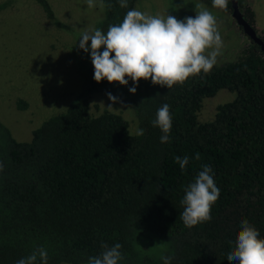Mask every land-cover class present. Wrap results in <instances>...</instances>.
I'll list each match as a JSON object with an SVG mask.
<instances>
[{
	"label": "trees",
	"instance_id": "1",
	"mask_svg": "<svg viewBox=\"0 0 264 264\" xmlns=\"http://www.w3.org/2000/svg\"><path fill=\"white\" fill-rule=\"evenodd\" d=\"M54 17L48 0H36ZM98 29L119 24L138 0H102ZM212 6V0H203ZM8 6L0 4V10ZM246 20L256 27L252 4L240 0ZM244 7V8H243ZM232 12V0L227 10ZM191 15H186L189 17ZM193 17V16H191ZM103 51V49H101ZM94 80L66 111L47 119L31 140L19 141L0 119V264H17L43 247L47 264H87L101 244L122 245L119 264H235V248L246 219L264 238V52L251 41L232 61L172 88L140 80L133 87ZM221 89L235 97L220 104L214 119L201 121L205 98ZM111 93L132 109L137 131L120 113H93L91 97ZM170 106L169 141L153 126L157 110ZM27 103L19 99L18 107ZM199 153L200 158L195 159ZM189 157L182 171L176 157ZM209 165L218 200L212 219L192 228L180 213L185 189ZM36 264H42L37 258Z\"/></svg>",
	"mask_w": 264,
	"mask_h": 264
},
{
	"label": "rangeland",
	"instance_id": "2",
	"mask_svg": "<svg viewBox=\"0 0 264 264\" xmlns=\"http://www.w3.org/2000/svg\"><path fill=\"white\" fill-rule=\"evenodd\" d=\"M54 17H49L36 0H0L8 6L0 10V119L19 141H29L33 131L50 117L67 110L88 83L92 64L89 53L79 48L83 31L98 29L105 6L95 0L89 8L86 0H48ZM245 1V0H243ZM216 17L223 39L217 63L235 60L251 40L232 15L203 0H138L134 9L150 15H173L183 20L195 17V5ZM256 14V28L264 35V0H249ZM235 93L221 89L205 98L199 112L201 121L214 119L220 104L231 101ZM27 103L18 107V100ZM111 106L112 108H110ZM91 110H110L122 114L137 131L132 109L113 103L103 93L91 97Z\"/></svg>",
	"mask_w": 264,
	"mask_h": 264
},
{
	"label": "clouds",
	"instance_id": "3",
	"mask_svg": "<svg viewBox=\"0 0 264 264\" xmlns=\"http://www.w3.org/2000/svg\"><path fill=\"white\" fill-rule=\"evenodd\" d=\"M122 8L127 0H119ZM229 0H212V6L227 10ZM89 8L96 6L95 0H86ZM195 5V17L177 19L173 15H150L137 9L129 10L119 24L110 25L107 32L99 29L83 31L79 48L89 53L94 67V80L100 83H118L126 86L129 80L133 87L129 92L135 94L140 80H151L153 85L172 88L183 84L188 78L211 71L223 47V39L217 27L216 17L207 9ZM103 49V51H101ZM113 103L119 98L107 94ZM112 108L111 106H109ZM153 126L159 127L163 135L161 143L169 141L172 128L170 106L163 104L157 110ZM143 129L137 131L138 136ZM199 153L195 159H199ZM176 163L183 171L189 157H176ZM3 164L0 163V170ZM220 189L216 186L212 169L203 165L195 181L185 189L181 200L184 210L180 219L188 228L212 219V205L218 200ZM241 230L235 240V248L227 254V260L235 264H264V238L246 219L241 220ZM120 243L109 247L101 244L98 256L88 259L87 264H119L123 259ZM47 264L48 253L40 247L31 255L20 259L17 264H36L37 258ZM163 264H171L172 257H162Z\"/></svg>",
	"mask_w": 264,
	"mask_h": 264
},
{
	"label": "water",
	"instance_id": "4",
	"mask_svg": "<svg viewBox=\"0 0 264 264\" xmlns=\"http://www.w3.org/2000/svg\"><path fill=\"white\" fill-rule=\"evenodd\" d=\"M232 8V15L237 20V23L243 27L245 33L250 36L254 42L260 45L264 52V39L258 35L257 30L245 19L239 7V0H232Z\"/></svg>",
	"mask_w": 264,
	"mask_h": 264
},
{
	"label": "flooded vegetation",
	"instance_id": "5",
	"mask_svg": "<svg viewBox=\"0 0 264 264\" xmlns=\"http://www.w3.org/2000/svg\"><path fill=\"white\" fill-rule=\"evenodd\" d=\"M245 2L247 3V4H249V0H245ZM239 7H240V10H241V12L243 13V11H242V9H241V6H240V0H239ZM244 8V7H243ZM231 15H232V13H233V8H232V12H229ZM244 15V14H243ZM232 17H233V15H232ZM234 18V17H233ZM235 19V18H234ZM246 19V18H245ZM236 20V19H235ZM236 22H237V20H236ZM238 24V23H237ZM239 25V24H238ZM252 25V24H251ZM253 26V25H252ZM239 27L241 28V29H243V27L242 26H240L239 25ZM254 27V26H253ZM256 30H257V28L256 27H254ZM243 31H244V29H243ZM257 33H258V30H257ZM244 34L245 35H247L246 33H245V31H244ZM258 35L262 38V39H264V35H261V34H259L258 33ZM248 36V35H247ZM248 38L251 40V41H254L250 36H248Z\"/></svg>",
	"mask_w": 264,
	"mask_h": 264
}]
</instances>
